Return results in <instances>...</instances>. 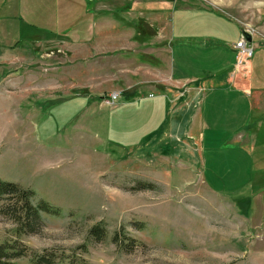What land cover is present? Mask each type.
Segmentation results:
<instances>
[{
  "label": "rangeland",
  "instance_id": "obj_1",
  "mask_svg": "<svg viewBox=\"0 0 264 264\" xmlns=\"http://www.w3.org/2000/svg\"><path fill=\"white\" fill-rule=\"evenodd\" d=\"M14 1L0 0V179L31 189L34 201L61 214L42 212L40 229L22 235L0 214V242L18 237L30 250L74 252L91 264H264V108H252L250 98L241 103L243 129L209 99L207 122L226 125L217 133L207 128L202 147L184 131L192 112L167 97L157 128L108 136L109 110L136 112L141 97L160 91L156 84L166 86L167 73L144 82L137 96L122 93L104 105L91 95L108 86L100 87L101 78L93 83L102 73L93 77L90 50L64 40L86 38L87 25L52 31L49 16L43 25L30 22ZM196 1L254 30L258 54L247 71L263 61L264 0ZM65 16L63 28L77 25L76 16ZM155 134L166 142H151ZM95 224L104 229L101 239L90 234Z\"/></svg>",
  "mask_w": 264,
  "mask_h": 264
},
{
  "label": "crops",
  "instance_id": "obj_2",
  "mask_svg": "<svg viewBox=\"0 0 264 264\" xmlns=\"http://www.w3.org/2000/svg\"><path fill=\"white\" fill-rule=\"evenodd\" d=\"M12 6L15 12L23 8L31 17L30 22L39 25L45 24L48 19L45 15L49 16L50 22L56 26L55 29L50 27L52 31L70 29L72 33L76 29L79 31L80 26L83 29L86 24L92 31L86 38L74 35L72 39L64 40L74 46L88 47L94 58L93 77L102 73L92 81L103 80L100 87L108 86V90L102 89L104 94L111 91L125 94L134 87L131 91H139L144 82H160L161 71L167 73L166 86L156 84L160 91L150 90L146 97H141L145 99L136 112L125 113L124 106H119V112L109 110L106 117L108 136L113 134L115 138L123 139L157 128L167 97L177 101L175 107L178 111L183 112L186 108L192 112L190 125L184 131L202 147L207 128L210 133H217L226 125L225 122H207L210 120L206 110L209 99L218 101L214 103L215 107L224 108L220 114L222 119L229 112L243 129L247 126L243 123L247 114L238 111L239 105H247L250 98L252 108H264V51H260L263 61L256 60L252 71L244 68L232 79L235 64L232 43L244 34V27L236 18L212 4L204 5L196 0H16ZM117 9L121 12L114 14ZM64 15L76 16L74 22L77 21V25L63 28ZM260 16L264 32V18ZM3 25L0 30H5ZM44 41H48L46 37ZM256 53L254 51L253 59ZM249 65L251 62L247 67ZM144 75L152 80H146ZM247 75L249 79L246 81ZM77 94L83 95V92ZM104 94L91 95L101 98ZM183 97L187 99L182 101ZM161 135L170 136V132L164 131ZM157 138L155 134L151 142ZM161 138H158L161 144L165 143L166 139Z\"/></svg>",
  "mask_w": 264,
  "mask_h": 264
},
{
  "label": "trees",
  "instance_id": "obj_3",
  "mask_svg": "<svg viewBox=\"0 0 264 264\" xmlns=\"http://www.w3.org/2000/svg\"><path fill=\"white\" fill-rule=\"evenodd\" d=\"M125 96L129 98L135 97L137 96V91H126ZM33 197L34 192L31 189L15 182L0 179V214L5 215L15 224L14 232L17 235L37 232L42 226V212L61 214L59 208L48 204L44 200L36 202ZM90 234L97 239H101L104 235V229L100 224H95L90 228ZM116 236L117 233L113 236L114 240ZM21 258H27V262H19L18 260ZM0 264L91 263L84 257L77 256L74 252L67 254L61 251L57 255L52 249L30 250L18 237H15L0 242Z\"/></svg>",
  "mask_w": 264,
  "mask_h": 264
},
{
  "label": "built area",
  "instance_id": "obj_4",
  "mask_svg": "<svg viewBox=\"0 0 264 264\" xmlns=\"http://www.w3.org/2000/svg\"><path fill=\"white\" fill-rule=\"evenodd\" d=\"M243 31L244 34L249 35L251 39L247 40V38L242 35L236 42L232 43V48L235 51V64L231 71L232 79H234L235 75L240 70L248 66V63L250 62L254 53V47L252 43L254 30L250 28H243ZM119 94L120 93L118 91H111L107 95L102 96L101 103L108 106L113 105L115 104Z\"/></svg>",
  "mask_w": 264,
  "mask_h": 264
},
{
  "label": "water",
  "instance_id": "obj_5",
  "mask_svg": "<svg viewBox=\"0 0 264 264\" xmlns=\"http://www.w3.org/2000/svg\"><path fill=\"white\" fill-rule=\"evenodd\" d=\"M243 35L247 38V40L251 39L249 35H247V34H243Z\"/></svg>",
  "mask_w": 264,
  "mask_h": 264
}]
</instances>
